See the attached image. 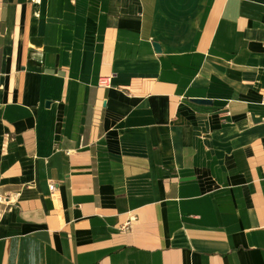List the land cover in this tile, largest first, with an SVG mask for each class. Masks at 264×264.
<instances>
[{
  "label": "crops",
  "instance_id": "1",
  "mask_svg": "<svg viewBox=\"0 0 264 264\" xmlns=\"http://www.w3.org/2000/svg\"><path fill=\"white\" fill-rule=\"evenodd\" d=\"M0 196V264H264V0H0Z\"/></svg>",
  "mask_w": 264,
  "mask_h": 264
},
{
  "label": "water",
  "instance_id": "2",
  "mask_svg": "<svg viewBox=\"0 0 264 264\" xmlns=\"http://www.w3.org/2000/svg\"><path fill=\"white\" fill-rule=\"evenodd\" d=\"M154 46H155V50L157 52H161L162 48H161L159 43L155 42ZM197 101L200 102V103H205V102H209L210 100H208V99H200V100H197Z\"/></svg>",
  "mask_w": 264,
  "mask_h": 264
},
{
  "label": "built area",
  "instance_id": "3",
  "mask_svg": "<svg viewBox=\"0 0 264 264\" xmlns=\"http://www.w3.org/2000/svg\"><path fill=\"white\" fill-rule=\"evenodd\" d=\"M50 189H51V191H53L54 189H55V183L54 182H51L50 183ZM2 199V197L0 196V200ZM130 225V222H128V225H127V227Z\"/></svg>",
  "mask_w": 264,
  "mask_h": 264
}]
</instances>
